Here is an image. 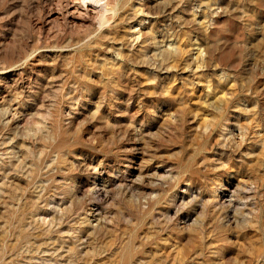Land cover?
I'll use <instances>...</instances> for the list:
<instances>
[{"label": "rangeland", "instance_id": "rangeland-1", "mask_svg": "<svg viewBox=\"0 0 264 264\" xmlns=\"http://www.w3.org/2000/svg\"><path fill=\"white\" fill-rule=\"evenodd\" d=\"M84 1L0 0V264H264V0Z\"/></svg>", "mask_w": 264, "mask_h": 264}, {"label": "bare ground", "instance_id": "bare-ground-1", "mask_svg": "<svg viewBox=\"0 0 264 264\" xmlns=\"http://www.w3.org/2000/svg\"><path fill=\"white\" fill-rule=\"evenodd\" d=\"M84 1V0H83ZM74 3V2H73ZM81 3V2H80ZM84 5L87 7L89 11L91 10H99L106 8V1L103 4L99 3V0H85ZM84 6V7H85ZM113 17V16H112Z\"/></svg>", "mask_w": 264, "mask_h": 264}]
</instances>
